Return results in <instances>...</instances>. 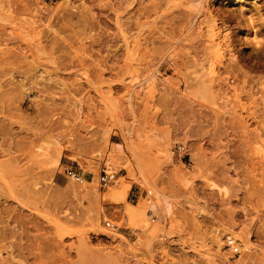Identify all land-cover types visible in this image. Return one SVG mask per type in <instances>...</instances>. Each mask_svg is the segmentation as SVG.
<instances>
[{"label":"rangeland","instance_id":"1","mask_svg":"<svg viewBox=\"0 0 264 264\" xmlns=\"http://www.w3.org/2000/svg\"><path fill=\"white\" fill-rule=\"evenodd\" d=\"M263 45L264 0H0V264H264Z\"/></svg>","mask_w":264,"mask_h":264},{"label":"built area","instance_id":"2","mask_svg":"<svg viewBox=\"0 0 264 264\" xmlns=\"http://www.w3.org/2000/svg\"><path fill=\"white\" fill-rule=\"evenodd\" d=\"M65 176L66 178L72 180L79 186L86 187L88 184L87 182L80 176L76 171L73 169H66L65 170ZM98 183L101 189H106L109 184V178L108 175L105 172H101L98 177ZM105 227L108 229H116V226L110 222H105ZM232 254L233 256L240 255V251L238 247L232 248Z\"/></svg>","mask_w":264,"mask_h":264},{"label":"bare ground","instance_id":"3","mask_svg":"<svg viewBox=\"0 0 264 264\" xmlns=\"http://www.w3.org/2000/svg\"><path fill=\"white\" fill-rule=\"evenodd\" d=\"M223 13V12H222ZM241 15V14H240ZM244 15V14H243ZM232 16V15H231ZM239 16V15H238ZM243 22V21H242ZM245 22V21H244ZM251 23V22H250ZM249 24V23H248ZM263 25V24H262ZM261 27V26H260ZM263 27V26H262ZM248 30V29H247ZM258 33H260V32H258ZM253 34H254V38L253 39H255L256 40V33L253 31ZM246 38V37H245ZM261 39V38H260ZM262 40V39H261ZM261 40H260V42H257V44H258V46H262V43H261ZM257 46V47H258ZM263 47H264V45H263ZM255 49V48H254ZM262 56H264V48L262 49V50H254V53L252 54V55H250L249 56V60L250 59H256V58H259V57H262ZM237 57H238V55H237ZM242 57V56H241ZM239 59V58H238ZM246 59V58H245ZM260 59V58H259ZM263 61V60H262ZM262 63V62H261ZM130 211V215H133L134 214V211H133V209H132V211L131 210H129ZM138 211H141V209L140 210H138ZM139 215H140V212H139ZM131 217V216H130ZM129 217V218H130ZM131 220H129V222H130ZM229 243H231L232 242V239L231 238H229L228 240H227ZM227 242V243H228Z\"/></svg>","mask_w":264,"mask_h":264},{"label":"crops","instance_id":"4","mask_svg":"<svg viewBox=\"0 0 264 264\" xmlns=\"http://www.w3.org/2000/svg\"><path fill=\"white\" fill-rule=\"evenodd\" d=\"M137 195H138V192H135L134 186H131L129 193H128V198H133L135 196L137 198ZM127 202H128V200H127ZM107 215L113 217V214L111 212H107Z\"/></svg>","mask_w":264,"mask_h":264}]
</instances>
